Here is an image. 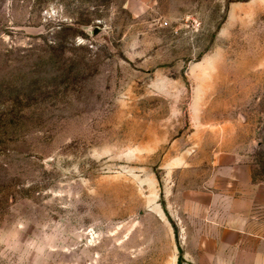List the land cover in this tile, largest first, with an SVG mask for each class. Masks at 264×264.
Listing matches in <instances>:
<instances>
[{
	"label": "rangeland",
	"instance_id": "rangeland-1",
	"mask_svg": "<svg viewBox=\"0 0 264 264\" xmlns=\"http://www.w3.org/2000/svg\"><path fill=\"white\" fill-rule=\"evenodd\" d=\"M254 187L264 0H0V264H205Z\"/></svg>",
	"mask_w": 264,
	"mask_h": 264
},
{
	"label": "crops",
	"instance_id": "crops-1",
	"mask_svg": "<svg viewBox=\"0 0 264 264\" xmlns=\"http://www.w3.org/2000/svg\"><path fill=\"white\" fill-rule=\"evenodd\" d=\"M246 191L237 190L226 205L220 204L213 195L192 193L189 201L206 208L200 218L206 229L204 240L213 248L207 250L211 252L207 256L210 262L205 264H264V203L261 200L264 188L254 187L252 193ZM227 251L233 254L230 258L224 257Z\"/></svg>",
	"mask_w": 264,
	"mask_h": 264
},
{
	"label": "water",
	"instance_id": "water-1",
	"mask_svg": "<svg viewBox=\"0 0 264 264\" xmlns=\"http://www.w3.org/2000/svg\"><path fill=\"white\" fill-rule=\"evenodd\" d=\"M98 30H99L98 28H95L94 31H93V33L94 34H97L98 33Z\"/></svg>",
	"mask_w": 264,
	"mask_h": 264
}]
</instances>
